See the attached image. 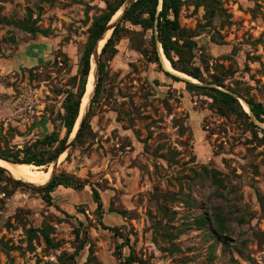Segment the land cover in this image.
<instances>
[{
    "label": "rangeland",
    "instance_id": "rangeland-1",
    "mask_svg": "<svg viewBox=\"0 0 264 264\" xmlns=\"http://www.w3.org/2000/svg\"><path fill=\"white\" fill-rule=\"evenodd\" d=\"M196 4L183 0L179 15L178 63L199 67L205 80L190 83L264 106V0H209L212 15ZM105 8L103 0H0V151L65 135L66 91L76 89L88 30ZM28 13L48 36L21 28ZM120 24L87 125L54 171L87 185L59 186L46 201L2 171L0 264H124L131 252L134 264H264V126L218 113L209 95L155 60L151 30ZM20 164L43 172L52 162ZM46 226L54 244L40 232L30 244L28 230Z\"/></svg>",
    "mask_w": 264,
    "mask_h": 264
},
{
    "label": "trees",
    "instance_id": "trees-1",
    "mask_svg": "<svg viewBox=\"0 0 264 264\" xmlns=\"http://www.w3.org/2000/svg\"><path fill=\"white\" fill-rule=\"evenodd\" d=\"M106 4V8L102 15L94 20L92 26L88 30V40L84 47L82 56L80 58L79 72L76 76V89L66 91V96L64 99L63 109L64 114L62 115L63 128L65 129V135L60 136L58 131H53L50 134L45 135L42 139L37 140L33 145L27 147L23 150L15 151H0V158L11 161L12 163H26L33 166H42L47 165L53 162L61 153L65 147L68 138L74 128L76 120L79 116L80 105L82 97L85 92V87L88 79V74L90 71V58L95 46V43L102 33L103 29L107 25L108 21L112 18L114 13L117 12L118 8L125 2V0H103ZM183 0H136L131 7L127 10L124 17L122 18L123 22L130 21L134 25H139L141 28L152 31V43L153 50L155 53V60L160 62V57L158 54V44L160 43L163 48V52L166 58L171 63L172 67L175 70L186 73L187 75L197 79L198 81L205 82L202 70L199 67H194L192 69L186 67L185 65H180L178 62L181 61L182 55L184 53V44L179 43L180 40L185 38V29L180 26L179 15L182 7ZM204 4L206 9L210 14L215 13V9L209 5V0H197V6ZM21 28L25 31L36 35L41 33L45 36L49 35L47 30L41 29L37 25V20L33 19L31 13H28L27 20L20 23ZM122 26L121 24L117 25L113 30L110 38L107 40L105 45L101 50L99 56V81L96 88V94L93 99L92 105L96 102V98L100 95L102 89L103 75L106 71V67L109 64V61L117 54L118 50L116 48L117 37L120 35ZM157 37H155V34ZM157 38V39H156ZM185 42V41H184ZM163 66V64H162ZM164 68V66H163ZM165 69V68H164ZM166 70V69H165ZM167 71V70H166ZM176 81H181L182 79L176 75H173L170 72H166ZM189 88L192 90H202L205 94L209 95L215 103V108L218 113L226 115L227 113H234L239 116L245 117L247 120H250V124L253 127H258L255 121L252 119L250 114L244 109L240 99L236 97L233 93L219 89L218 87H206L199 84H194L186 81ZM211 84H216L217 86L225 87L223 81L218 77L214 76L211 80ZM248 104L252 114L255 119L264 124V106L255 102L252 99L244 98ZM91 105V108L93 107ZM90 108V109H91ZM87 125L86 121L83 124L79 137L82 135V132ZM264 134V129H261ZM39 148V150H34ZM3 170L0 168V175L3 174ZM12 180V179H10ZM14 180V179H13ZM16 184H19L13 181ZM25 186L28 184L23 183ZM87 183H72L68 179H62L54 175L53 179L44 187H35L38 190L43 192V198L46 201H51V193L59 186H64L67 188L80 189L86 186ZM30 186V185H29ZM92 196L97 205V211L102 214L103 212V202L101 199L100 192L98 189L92 187ZM107 229H111L115 233H118V228L115 226L103 225ZM50 227H41V228H30L28 230L30 244L35 237L38 236L40 232L47 245H53V239L50 236ZM90 254L88 261L94 260L95 256L94 250L90 247ZM119 258L121 252L118 253ZM136 256L131 252L128 256L125 257L124 264H134L136 262Z\"/></svg>",
    "mask_w": 264,
    "mask_h": 264
},
{
    "label": "bare ground",
    "instance_id": "bare-ground-1",
    "mask_svg": "<svg viewBox=\"0 0 264 264\" xmlns=\"http://www.w3.org/2000/svg\"><path fill=\"white\" fill-rule=\"evenodd\" d=\"M130 1L131 0H126L124 5L120 9L117 10V12L114 14L109 25L106 28H104V31H102V33L100 34V37H98L99 39H97L98 42H97L96 46L94 47L93 55H92V59H91L92 70L90 73V79H89V83H88V94L83 98V104H82V107L80 110L81 111L80 117L77 119V121L74 125V128L72 129V132H71L70 138H69V142L72 139H74V137L78 133L79 128L81 126V123L87 114L91 97L95 91V87H96V83H97V76H98V55H99V52H100L102 46L104 45L105 41L108 39L109 35L111 34L112 27L125 13L127 7L129 6ZM158 52H159L161 61L163 63V66L168 72H170L173 75H176L182 79H185L189 82H196V80L193 77L187 75L186 73L175 70L172 67L171 63L166 58V56L163 52L162 45L160 43L158 44ZM242 104H243L245 110L247 112L251 113V110H250L248 104L244 101H242ZM259 123L262 125V127L264 126L263 123H261V122H259ZM63 153L64 152H61V154L58 156V158L52 162V165H50L43 172L30 171V170H28L27 166L24 164H20V163H16V162L12 163L11 161H8V160L2 159V158H0V168L10 178H12L16 181H20L22 183L28 184L32 187H39L40 188V187H44L52 178V175L54 173L55 164L60 159V157L63 155Z\"/></svg>",
    "mask_w": 264,
    "mask_h": 264
},
{
    "label": "water",
    "instance_id": "water-1",
    "mask_svg": "<svg viewBox=\"0 0 264 264\" xmlns=\"http://www.w3.org/2000/svg\"><path fill=\"white\" fill-rule=\"evenodd\" d=\"M136 0H131L130 1V3H129V6L127 7V9H126V11H125V13L127 12V10L131 7V5L135 2ZM125 2H126V0H125ZM124 2V3H125ZM124 3L118 8V9H120L123 5H124ZM125 13L122 15V17L115 23V25L112 27V31H111V34H112V32H113V30L115 29V27L120 23V21L122 20V18L124 17V15H125ZM115 14V13H114ZM114 16V15H113ZM113 16H112V18H113ZM112 18L108 21V23H107V25L105 26V28L109 25V23L111 22V20H112ZM103 31H104V29H103ZM111 34L109 35V37H108V39L110 38V36H111ZM100 37V36H99ZM99 39V38H98ZM107 39V40H108ZM107 40L105 41V43L107 42ZM97 42H98V40L96 41V43H95V46H96V44H97ZM105 43H104V45H105ZM103 45V46H104ZM94 46V47H95ZM103 46H102V48H103ZM102 48H101V50H102ZM93 50H94V48H93ZM101 50H100V52H99V55H98V76H97V83H96V87H95V91H94V93H93V95H92V97H91V100H90V103H89V107H88V111H87V114H86V116L84 117V119H83V121H82V123H81V126H80V128H79V131H78V133L76 134V136L74 137V139H72L70 142H69V138H68V141H67V143H66V145H65V147L63 148V150L61 151V152H64L65 151V149L68 147V145L73 141V140H75L76 139V137L79 135V133L81 132V129H82V127H83V124H84V122H85V120H86V118H87V116H88V113H89V111H90V108H91V105H92V102H93V99H94V97H95V94H96V88H97V85H98V79H99V74H100V72H99V62H100V59H99V56H100V53H101ZM92 55H93V51H92V54H91V58H90V71H89V74H88V79H87V83H86V87H85V92H84V95H83V97H82V101H81V105H80V110H81V107H82V104H83V98L88 94V83H89V79H90V73H91V70H92V66H91V59H92ZM236 97H238L237 95H235ZM245 101V100H244ZM246 102V101H245ZM80 113H81V111L79 112V116H78V118L80 117ZM250 114V113H249ZM250 116L252 117V119L255 121V122H259V121H257L256 119H255V117H254V115L252 114H250ZM77 118V119H78ZM77 121V120H76ZM61 154V153H60ZM58 158V157H57ZM56 158V159H57ZM55 161V160H54ZM57 163V162H56ZM55 169H56V164H55V167H54V171H55ZM53 177H54V173H53V175H52V178L50 179V181L53 179ZM49 181V182H50ZM20 182V181H19ZM48 182V183H49ZM22 183V182H21ZM47 183V184H48ZM46 184V185H47ZM45 185V186H46Z\"/></svg>",
    "mask_w": 264,
    "mask_h": 264
},
{
    "label": "flooded vegetation",
    "instance_id": "flooded-vegetation-1",
    "mask_svg": "<svg viewBox=\"0 0 264 264\" xmlns=\"http://www.w3.org/2000/svg\"><path fill=\"white\" fill-rule=\"evenodd\" d=\"M158 54H159V52H158ZM159 57H160V55H159ZM160 61H161V58H160ZM162 62V61H161Z\"/></svg>",
    "mask_w": 264,
    "mask_h": 264
}]
</instances>
